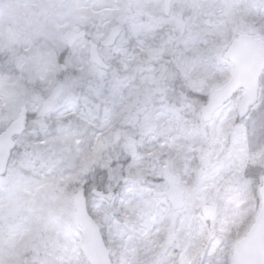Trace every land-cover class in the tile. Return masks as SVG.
Returning a JSON list of instances; mask_svg holds the SVG:
<instances>
[{
	"label": "snow or ice",
	"instance_id": "obj_1",
	"mask_svg": "<svg viewBox=\"0 0 264 264\" xmlns=\"http://www.w3.org/2000/svg\"><path fill=\"white\" fill-rule=\"evenodd\" d=\"M0 264H264V0H0Z\"/></svg>",
	"mask_w": 264,
	"mask_h": 264
}]
</instances>
